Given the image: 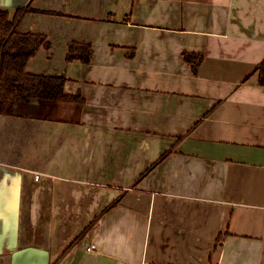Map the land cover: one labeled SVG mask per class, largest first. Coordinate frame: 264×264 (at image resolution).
<instances>
[{
  "label": "crops",
  "instance_id": "0c3cea01",
  "mask_svg": "<svg viewBox=\"0 0 264 264\" xmlns=\"http://www.w3.org/2000/svg\"><path fill=\"white\" fill-rule=\"evenodd\" d=\"M27 3L84 101L0 114V264H264V0Z\"/></svg>",
  "mask_w": 264,
  "mask_h": 264
},
{
  "label": "trees",
  "instance_id": "16d2710c",
  "mask_svg": "<svg viewBox=\"0 0 264 264\" xmlns=\"http://www.w3.org/2000/svg\"><path fill=\"white\" fill-rule=\"evenodd\" d=\"M35 9L31 3L19 6L10 18L9 13L0 10V114L12 115L17 99L28 102L33 99L49 102L83 103L79 94L65 92L66 78L62 75L29 73L26 66L39 48L48 49L50 42L44 34L22 32L19 25L23 17ZM91 56L90 44L72 41L68 45L67 61L79 59L88 64ZM186 61L192 62V69L197 72L202 56L185 53ZM259 70V83L264 86V61ZM221 240L219 235L217 243Z\"/></svg>",
  "mask_w": 264,
  "mask_h": 264
},
{
  "label": "built area",
  "instance_id": "2783aa9c",
  "mask_svg": "<svg viewBox=\"0 0 264 264\" xmlns=\"http://www.w3.org/2000/svg\"><path fill=\"white\" fill-rule=\"evenodd\" d=\"M90 249V248H89Z\"/></svg>",
  "mask_w": 264,
  "mask_h": 264
}]
</instances>
